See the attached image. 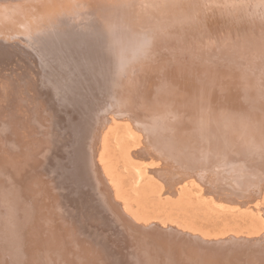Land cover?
<instances>
[{"label": "rangeland", "instance_id": "rangeland-1", "mask_svg": "<svg viewBox=\"0 0 264 264\" xmlns=\"http://www.w3.org/2000/svg\"><path fill=\"white\" fill-rule=\"evenodd\" d=\"M173 1L174 0H0V51L5 49V51L8 52H3L4 59L2 58V55L0 56L2 58H0V69H7H5V71L4 69L2 71L0 70V85L2 84V86H0V118H3L0 119V123H3V120L7 117V119L10 118L11 122L13 121L12 123L19 125V128H22L23 126L22 129L20 128V131L19 128H16V130H9L7 125L6 129L2 130V128H0V160L2 161L0 162V181H6V183L2 182L6 184L3 185L6 188L4 190L5 192L0 193L1 199L5 200V198L12 193L16 196L14 197L16 200L20 195H23V200L32 197L35 201L36 210L30 213L33 215L32 218L25 216L24 221L28 226V229L26 230H29V233H41L43 235L42 237L46 239L52 238L56 229V232L62 231L65 224H62V226L60 224L59 226L58 222L62 223V220H69V225L71 226L68 225L69 232L63 240L62 249L64 254L67 257H71L74 262L75 260L81 261V259H83L86 261V263L83 262L85 264H112L113 260H116V256H119L125 260L126 264H135L139 260H144L146 258L145 254L148 253L146 244H148V241L147 239H143L142 236L138 234V231H134L133 228L130 229V227H128L129 233H127V231H124L122 233L123 235H119L120 233H118V239L120 240H117L119 241L118 243L111 246L106 245L108 241L107 230L110 229L111 224L101 221L105 212L99 209V196L97 190L91 186L89 176L81 165L85 157L84 154H90L91 148L89 146L74 147L75 158L73 161L66 160V146H62L61 148H58L57 146L56 149L59 152H57L55 156L50 154L47 163H44L41 156L38 155L37 152L41 151L43 148L50 150L51 148L53 149L56 141L57 144H60L58 141L63 140L62 135H64V132L66 131V128H63L61 124H56V122H54L55 119H53L52 114L51 116H49V114L47 115V113L50 112L49 109H51V100L49 101V99H52L50 82L59 95L61 94L63 98H68L64 93L65 88H62L61 84V79L63 77L65 82L67 81L70 82V84H75L74 81L77 79L71 76L72 73L75 75L74 72L79 73L80 78H85V75L90 71V67H92L91 69L96 68V70L101 69L104 73H107V70H105L107 69L106 65H109L112 62V64L116 65V68H118L117 65L121 62V60H118V55L117 58L113 56L108 60V58L100 52L99 55L95 54L96 49H94V46L87 45L88 42L84 36H97L98 40L102 36L109 37L110 35L114 36L116 39L125 37V41L129 42L127 51H124L127 59L141 57L148 52H151L154 55L159 49H163L164 46L170 48L176 44V42L168 40L169 36L165 34L163 29L167 31L173 29L178 31L180 30L178 27H182L184 32H187L190 35L200 36L204 34L203 32L206 30V27H204L205 25H199V23H203V21H201L204 17L203 8L207 7L209 10H216L222 6V0H199V5H196V16L187 24L183 21L174 20L173 15L171 16V12L164 10V8L172 7ZM253 1L255 0H243L242 3L246 5V9L238 10L237 17L234 18L231 16L228 21L226 20L225 25H221L214 20L210 22H208V20L206 21L207 33L211 36L213 35L212 30L217 31V29H223L225 27H227L226 29L228 30L229 28L232 29V33L228 36H224L220 40L218 39L219 43H221L220 47L222 43H226V46H230L231 44H241L242 46H245L246 49L242 48V52L236 53L238 54L243 68L248 67V70L245 73L247 85L250 80L249 73L254 72L253 69L258 66L261 59H264V47L258 49L257 46L259 45L254 44L256 40L259 39L264 41V35L261 38L264 33V0H259V5L255 8L252 6ZM98 15L101 16V18H99ZM85 17L90 18L88 19ZM103 19L107 20L103 21ZM247 19H254V25H258L256 27L258 29L254 28V32H249L253 34L249 35V37L243 41L245 43H241L240 40H238V35L242 33L241 31L244 32L245 28L248 27L247 25H244L243 21H246ZM149 21L154 23L161 31L157 34L152 33V28L150 29L147 26ZM201 26L203 27L201 28ZM98 29H101L104 32L98 33ZM244 33L246 34V32ZM163 37L167 38L160 39ZM83 38L84 42L82 44L79 43L80 39ZM148 38H154L158 40V42L156 44L152 43V47L146 44L142 46L134 44L140 43L142 40ZM210 38L212 39V37ZM179 39L181 38L178 37V40ZM208 42L209 43L205 45V43L195 41L192 46L195 47L197 44L210 46L209 44L211 41ZM249 45L252 46L249 47ZM228 46L223 49L229 50L230 48ZM156 48L158 49L153 52L152 49ZM209 48H211L210 51L208 50L209 52H206L208 55H203L201 57L202 62H200L202 66L204 65V67L208 68L206 69L208 71L204 70L203 67L201 70L198 69L199 71L196 70L197 73H195L197 75L195 73H193V75L198 76L199 78L202 76H204L203 78L210 77L212 84L219 81L224 85L228 92L234 91L239 83L238 81L235 82L236 78L233 76V67H230L232 74L228 75L230 68L226 67V69L225 67H222V59L223 61H226L227 59L221 57V61L218 62V57L216 56V51L218 50L213 46H210ZM8 49L12 50L10 54ZM19 50L23 56L19 54ZM13 51L15 52L12 55ZM62 55L64 58L60 59ZM186 58H188V56H186ZM165 60L167 62V58ZM9 61L12 62V64ZM19 67L22 68L19 70ZM24 69H27L26 71H28V75ZM46 69H50V71H53L54 76H57L58 80L55 79L56 82L54 80H52L54 82L51 80L48 81L44 78L46 75ZM202 69L204 71H202ZM68 70L71 71L69 72ZM98 71L99 70H97V75L99 74ZM2 76L6 79V83ZM48 76L49 74H47L46 77ZM50 76L52 78L53 74ZM10 78L14 80L12 81ZM8 79L11 82H9ZM104 81L105 80L101 81L98 85L104 86L106 83L110 84V82ZM45 82L46 85H44ZM4 83L7 86H5ZM46 86H48V88ZM5 87H7V89ZM1 88H4L3 90L6 92L3 93ZM258 90V92L253 91L250 94L255 97L254 100L264 102L263 88H258ZM6 93L8 95L9 93L18 95L21 98L14 96H9V98L8 95L6 98ZM227 96L228 101L226 100V106L224 108L227 107L226 109L231 111L235 106L233 100H230L232 98H230L229 93ZM32 97L34 98L33 100L35 101V104H33L34 101L31 99ZM243 97L245 98L244 93ZM26 99H29V101ZM102 101L104 104L99 105V107L103 110L105 109V105L109 103L112 104L115 102L120 104L117 98H110L107 100L105 98L102 99ZM3 104L6 105L4 106ZM30 104H33L31 108H29ZM63 105L65 106L66 103ZM112 107L107 109L108 112L105 110L106 112L103 115V119L108 120L113 116L116 120L115 122H108L105 126V128H110L107 130L106 134L108 142L104 155L106 156L107 161H109L108 165L110 169L117 177L120 198L116 197L118 200H115L120 203L118 206L120 212L127 216V214L124 213V210L121 209V206H123L121 204L124 200L132 215V218L130 216L129 218L137 224L147 226L149 223L156 222L162 228L173 226L177 230H181L182 233L185 231L186 233H190V235L192 234L193 236L198 237L204 236L210 240L227 239L229 236L232 237V235L233 237L238 236L237 238L248 237L246 239H255L264 234V230H261V226L264 225L262 224V222L264 223V181L261 188L258 187L260 189L259 191L258 188L256 189L255 185L251 184L249 191H241L242 193L240 195L239 193H235L236 190L235 192L232 190L234 189L232 185L227 184L226 181L222 182V177H214V175H212L213 172L210 169L199 170V176L197 178L191 176L188 177L189 179L183 178L178 180L179 177H181L182 171H185L182 165L169 159L164 161H161L162 159L157 160L158 158H156L153 153V155L147 154L151 150L149 149L150 144H143L146 140H144L142 131L137 128L139 125L135 126V123L131 119L129 120L127 117H122L126 115L124 111H113L114 109H112ZM32 108L37 110L38 114L40 113L37 122L40 124L41 128L45 127V129L43 128V130L39 131L33 129V132L31 131V128L28 127V131H31L28 133V131H25L28 129L27 126L31 127L32 124L30 123L33 114ZM1 110L4 112L6 111V114L4 113L5 115H3V111ZM116 112L117 114H115ZM137 117H139L138 119L140 120L137 119L136 121L139 122L138 124L141 123L140 125H143L142 122L149 119L148 115H139ZM180 119H182L180 123L173 122L176 128L179 129H174V131H177L179 136H183L191 125L184 127L181 126L183 121L187 122L188 120L184 118ZM197 119L199 120L200 118L197 117L195 120ZM241 119L243 121L245 118ZM130 126L132 132L130 131ZM45 132H47V137H43ZM164 139L161 144H167L169 138L165 136ZM193 140L194 139L191 140L190 138L187 140V143H190ZM254 141L255 140H251L250 142L253 143ZM250 142L243 146L248 147L246 148V151L250 148L247 156L251 154L254 156L256 155L257 162L254 157L250 159L255 162L257 167H259L261 163L264 164V156L262 157V155H264V144L262 145L257 141L250 144ZM35 143L40 147L35 149ZM22 145L28 146L25 148V154L22 156L24 158V163H18L15 168L11 170L3 167L2 164L6 160H10L12 158L11 156L18 155L16 153L18 150L22 152ZM144 146L146 147L144 148ZM192 146L195 151L198 149V146L193 142ZM243 146L240 144L239 146L235 145L232 150H235L234 152H236V150H241ZM258 146L260 147L258 148ZM61 151H64L63 154L65 160L61 156ZM132 153L134 155H132ZM164 158L166 157L164 156ZM244 158L247 157L244 156ZM61 160H63L62 163ZM253 162L252 166L254 164ZM25 163H31V165L28 166V168L20 169L22 164ZM45 167L49 168H46L44 171L43 169ZM255 170L258 172V169ZM11 172L17 175V177L21 175L20 173L27 175L25 177V184L26 186H30L21 188V185L14 184L13 180L11 181ZM233 173L234 172H232L230 179L234 178H232ZM201 174L203 175L201 176ZM254 175H256L255 172ZM206 176L209 177L207 178ZM66 177L70 178L71 184L67 183ZM218 178L220 180H218ZM193 179H195L196 183ZM211 179L214 180L213 183ZM235 179L237 178L235 177ZM252 179V182L257 181L254 178H251V180ZM215 181H218V185ZM55 183L58 184L61 189L60 187L54 188ZM107 185L108 184H105L106 189H108L109 186ZM208 185H211L213 188H209L210 186L208 187ZM236 185L241 186V189L244 188L243 183H240V181H238ZM219 187L223 188L225 191L227 190V193ZM76 189H79V191L77 192ZM209 189L211 190L210 193ZM213 189H215L216 192ZM233 192L235 195L232 194ZM43 194L47 196H42ZM89 197H94L95 201L89 203L90 207L87 208L86 200ZM28 207L29 205L25 206L24 210H28ZM117 215L118 217H122L119 213ZM5 216L6 215L2 214V217H0V223L3 222L2 219H5ZM108 216L109 214H106V217ZM260 216L263 217V221ZM50 217L52 218L50 219ZM134 218H136V220L138 218V220L136 221ZM48 222H50L51 225H55L56 229L49 228ZM45 228L49 229L46 230ZM62 235L64 236L65 233ZM16 238L17 237H15L13 241H16ZM115 238L117 237L115 236L113 239L115 240ZM109 240L111 243L113 242L111 238ZM263 240L259 242L258 246H264ZM89 242L92 244L93 249L85 250L84 257L80 258L81 253L78 246L85 243L88 245ZM135 243H141L143 245V250H138ZM102 246H104L105 249ZM97 248H99L106 256H103ZM251 249L252 253L249 252ZM254 249L255 250H253V246L251 247V245L240 247L235 253L234 260H236L234 261V264H264V253L261 252V254H259L258 251H256L258 250L257 247ZM97 251L99 254L94 257L93 254H96ZM242 251L246 252V254ZM244 254L246 256L248 255V257H245V259L243 257V260L241 257L242 255L245 256ZM251 254H253V256ZM99 257H102L103 260H97ZM17 259L18 264L19 262L23 264L30 263L25 256L20 259V256L18 255ZM34 261L35 262H32V264H37L36 260ZM140 262L144 264V262Z\"/></svg>", "mask_w": 264, "mask_h": 264}, {"label": "bare ground", "instance_id": "bare-ground-1", "mask_svg": "<svg viewBox=\"0 0 264 264\" xmlns=\"http://www.w3.org/2000/svg\"><path fill=\"white\" fill-rule=\"evenodd\" d=\"M198 1L199 0H174L172 3L173 6L164 8V10L171 12V16L173 15L174 18L173 17L172 18L174 20L183 21L188 24L190 23V21H192L193 17L196 16L195 12L197 11L196 5H199ZM242 2L243 0H226V1L222 0V6L217 8L216 10L215 9L209 10L207 7H204L203 8L204 20L201 19L203 23H199V25L200 24H202L203 26L205 25L204 27H206V30L203 32L204 34L200 36L190 35L187 32H184L182 30V27H178L180 29L178 31L174 29H173L174 31L173 30L167 31L163 29L165 34L169 36L168 40H172L176 42V44L175 46H171L170 48L164 46L163 49H159L154 55L151 52H148L142 55L141 57H137V58L133 57L127 59L126 53L124 51H127L129 42L125 41L126 39L125 37L116 39L114 38V36L110 35L109 37L102 36L98 40L97 36H89V37L84 36L86 37L85 39L88 42L87 45L89 44L92 47L94 46V49H96L95 54L99 55L100 53H102L106 56V58H108V60L111 59V57L113 56L117 58L118 55L119 57L118 60H121V62H119V65H117L118 68H116V65H113L111 62L109 65H106L107 69L105 70H107V73H104L101 69H97L99 70L98 71L99 74L97 75L96 68L91 69L92 67H90L89 68L90 71L88 72V74L85 75L86 76L85 78L83 77L84 79L80 78L79 73L74 72L75 75L72 73L71 76L77 79L74 81L75 84H70V82L67 81L65 82L63 77L61 79L62 80L61 84H62V88L63 87L65 88L64 93L65 96H67L68 98H63L61 94L59 95L58 92L55 90V88L52 87L53 85L50 82L51 84L50 88H52L51 91L52 99L51 98L49 99V101L51 100L50 101L51 109H49L50 112H48L47 115L49 114V116H51L52 114L53 119H55L54 122H56V124H61L63 128H66V131L64 132V135H62L63 140L58 141L60 144H57L56 141L54 143L55 147L53 149L51 148L50 150L43 148L41 151H38L37 153L39 156H41L43 162L47 163V159L50 154L55 156L57 152H59L56 149L57 146L58 148H61L62 146H66L65 148V150L67 151L66 160L73 161L75 158L74 147L89 146L91 148L90 154L88 153L84 154L85 157L81 165L84 167L85 172H87V175L89 176V181L91 186L97 190V194L99 196V203H98L99 209L105 212L101 221L104 223L111 224L110 229L107 230L108 241L106 245L111 246L113 244L118 243L120 241L118 239L119 235H123L122 233L124 231H127V233H129L128 227H130V229L133 228L134 231H138L139 233L138 232L136 233L140 234L143 239L145 240L147 239L148 241V244L145 243L147 246L148 253L145 254L146 258L144 260H139L135 264H142L140 261L144 262V264H226V263L234 264V261L236 260V259L234 260L235 253L238 251L240 247H247L248 245H251V247L253 246V250H255L254 248L257 247L258 250L256 251H258L259 254H261V252L264 253V246H260V245L258 246L259 242L263 240L264 234L261 235V237L259 238L253 237L255 239H246L248 237L237 238L238 236L233 237L232 235L231 237L228 235L229 238L227 239L224 238V239L210 240L205 238L204 236L202 237L201 235H200L201 237L193 236L192 234L190 235V233H186L185 231H183L182 233L181 230H177L173 226H166V228L164 227L162 228L156 222L149 223V225L147 226L133 222V220L129 218V216L132 218V215L129 212V207L124 200L121 204L123 205L121 206V209L124 210V213H126L127 216L122 212H120V208L118 207L120 203H118V201L115 200V199L118 200V198H120V189L118 188L117 177L116 174L113 173L112 170L110 169L108 165L109 161H107V158L104 155L108 142V139L106 138V134H107V130L110 128V127L105 128V126L108 122L111 121L115 122L116 120L113 116L110 117V119L108 120L103 119V115L106 112L105 110H107L109 107H112L113 105L114 107V108L112 107V109H114L113 111H117V112L124 111L126 115L122 117H127L129 120L131 119L135 123L134 124L135 126L139 125L137 126V128H139L142 131L144 140H146L145 142H143V144L144 143L150 144L149 149L151 150L147 154L150 155L154 154L156 158H158L157 160L162 159L161 161H164L169 159L171 161H174L182 165L185 171H182L181 177H179L178 180L183 178H188L191 176L197 178L199 176V170L201 171V169L202 170L210 169L213 172V174L212 173L211 174L214 175V177L217 176L222 177L221 181L222 180H223L222 182L226 181L227 184L232 185L234 188L232 190H234V192L236 190L235 193H239L240 195L242 193L241 191L244 190L249 191L251 184L255 185L256 189L258 187L261 188L264 181V164L260 162L261 165L257 167L255 162L251 160L253 157L256 160L255 157L256 155L254 156L252 154L251 155L248 154L249 156H247V153L249 152L250 148L247 149L246 151V148L248 147H244L243 145L249 143L251 140L260 142L262 145L264 144V102L260 100H254L255 97H253L250 94L253 91L258 92L259 91L258 88L261 87L263 88L262 91L264 93V59H261L260 62L258 63L259 67L257 66L255 69H253L254 72L249 73L250 80L248 81L249 83L248 86L245 79V75H246L245 73L247 72L248 67L243 68L239 60L238 54L236 53V52L238 53L242 52L245 46H242L241 44H231L230 46L227 45L230 48L228 50V49H223L226 48L227 46L225 45L226 43L224 44L222 43L220 47L221 43H219V40L222 37L228 36L230 33H232L231 32L232 29L229 28L228 30L226 29L227 27H225L223 29L221 28L217 29V31L212 30L213 33L212 36L207 33V22H206L207 20L208 22L214 20L216 22H219L221 25H225L226 20L228 21L231 16H233L234 18L237 17L236 15L238 10L246 9V5H244ZM258 5H259V0L253 1L252 6L254 8ZM98 17L101 18V16L99 15ZM104 20L107 19H103V21ZM243 21H244V25L245 26L247 25L248 27H246L244 30L246 34L243 31H241L242 33L238 35V40H240L241 43L244 40H246V38H248L249 35L253 34L249 32H254V28L258 26V25L256 26L254 25L255 23L254 19H247L246 21L245 20ZM147 26L150 29L152 28L151 29L153 30L152 33L157 34L159 31H161L159 30V28L156 27L154 23L150 21L148 22ZM203 26H201V28ZM100 32H104V31L98 29V33ZM263 35L264 33L262 34L261 38L263 37ZM178 37H180L181 39L178 40ZM210 37H212V39ZM164 38L167 37H163L160 39H164ZM259 40L263 41L262 39ZM259 40H256L254 44L259 45L257 46L258 49H262L264 47V41L261 42ZM195 41H199L200 43H205V45L209 43L208 41H211L209 45L213 46L215 49L218 50L216 51L217 53L216 56L218 57L216 58L218 59V62L221 61V57L227 59L226 61L224 60L225 63L222 59V64H223L222 67L223 68L224 67L230 68L231 66L233 67L234 69L233 76L236 78L235 82L238 81L239 83L237 85L238 87L234 91L228 92L227 89L224 87V85L219 81L215 84L214 83L212 84V82L210 81V77L205 76L207 78H203L204 76H202L199 78L198 76L193 75V73H195L196 70L198 69L201 70V68L204 67V65L202 66L200 63L202 62L201 57L205 54L208 55V53L206 52L208 50L210 51L211 49L209 48L210 46H205L204 44H200V45L197 44L195 45V47L192 46V44L195 43ZM83 42H84V38L80 39L79 43L82 44ZM157 42L158 40L154 38H148L142 40V42L140 43H134V44L136 45L138 44L140 46L146 44L152 47L153 45L152 43L156 44ZM251 46L252 45H249V47ZM157 49L158 48L152 49V51L154 52ZM4 51L5 49L3 51H0V56L2 55L3 59H4L3 57ZM8 51L10 54L12 50L8 49ZM6 52L7 51H5V53ZM14 52L15 51H13L12 55L14 54ZM19 54H21V52ZM186 56H188V58H186ZM62 58H64L63 55L61 56L60 59ZM166 58H167V62L165 60ZM10 63L12 64V62ZM20 68L22 67H19V70ZM231 68L230 71L228 70L229 71L228 75L232 74ZM3 69L5 71L6 68ZM206 69L208 68L204 67V70ZM204 70L202 69V71ZM68 71L70 72L71 70ZM45 73H46L45 77L44 76L42 77H44L46 80L48 81L50 80L55 81V79L58 80L57 76H54L53 71H50V69L48 70L46 69ZM26 74L28 75V71H26ZM47 74H49L48 77H46ZM51 74H53L52 78L50 76ZM4 80L6 83L7 81L5 78ZM10 80L13 81L14 79L10 78ZM10 80L8 79L9 82H11ZM103 80H105L104 82L106 81L110 82V84L106 83L104 86L98 85ZM44 85H46V82ZM0 86H2V84ZM5 86L7 85L5 84ZM48 86L46 87L48 88ZM5 88L7 89V87ZM3 89L1 88V91L3 93L6 92ZM228 93L230 98H232L230 100L231 101L233 100L235 106L231 111H228V109H226L227 107L224 108L226 106L225 105L226 100L228 101V96H227ZM243 93L245 98L243 97ZM7 95L8 94L6 93L5 95L6 98ZM9 96L20 97L18 95H14L10 93L8 97ZM33 97L31 98L32 100L34 99ZM105 98L106 100L110 98H114V99L117 98L120 104H117L115 102H113L112 104L109 103L105 105V109L103 110L102 108L99 107V105L104 104L102 99ZM26 100L29 101V99ZM64 103H66L65 106L63 105ZM33 104H35V101ZM32 105L30 104L29 108H31ZM34 109L32 114V120L30 122L32 123L31 127L27 126V128L28 127L31 128V131L33 132H34L33 129H36L37 131L43 130V128L45 129V127L41 128L40 124L37 122V119L39 117L38 115L40 113L38 114L37 110ZM5 112L3 111L2 114L5 115L6 114ZM117 112L115 114H117ZM139 115L140 116L148 115L149 119L144 122L141 121L143 125H140L141 123L138 124L139 122L136 121L139 118L137 117ZM197 117H199L200 119L195 120ZM180 118H184L188 120L187 122L183 121L181 126L184 127L191 125V127H189L186 130V134H183V136H179V133L177 131H174V129H178V128H176L173 122L180 123L182 121V119ZM241 118H245V119L242 121ZM3 121H4L3 123H0V128H2V130L6 129V125L9 130L10 129L16 130V128L17 129L19 128V125L12 123L13 121L11 122L10 118L7 119V117H5V120ZM29 128L26 131L24 129V131L27 132ZM131 129L132 128L130 126V131ZM31 131H28V133H30ZM44 136L47 137V132L44 133L43 137ZM165 136L169 138L167 144L165 143L161 144ZM190 138L191 140L194 139L192 142L196 146H198V149L196 151L192 146V142L187 143V140H189ZM255 141L253 143H255ZM253 143L250 142V144ZM239 144L243 146L242 149L236 150V152H234L235 150L234 151L232 150L233 146L235 145L239 146ZM22 146H23L21 148L22 152L19 150L18 152H16L19 156L18 155L11 156L12 158L10 160H6L2 164L3 167L7 168L8 170H11L14 169L18 163H24L23 162L24 158L22 156L25 154L24 150L28 146L25 145ZM146 146H144V148ZM39 147L40 146H38L37 143H35L34 148L37 149ZM259 147L260 146H258V148ZM63 153L64 151H61V156L65 160V156ZM134 154L132 153V155ZM164 156L167 159L164 158ZM244 156H246L247 158H244ZM263 156L264 155H262V157ZM249 160L254 163L253 166H252V162H250ZM0 162L2 161L0 160ZM62 162L63 160H61V163ZM30 165L31 163L22 164L20 169L28 168V166ZM253 167L254 168L256 167L255 169H258V172ZM46 168L49 167H45L43 170L45 171ZM231 171L234 172L232 176V178L234 177L233 179H230L232 174ZM254 172L256 175H254ZM11 174H12L11 176L12 179L11 178L10 179L11 181L13 180L14 184L21 185L22 186L21 188H26L30 186V185L26 186L25 184V177L27 175L20 173L21 175L17 177V175L13 174V172H11ZM202 175L203 174H201V176ZM206 177L208 178L209 176ZM235 177L237 179H235ZM251 178H254L257 181L252 182L253 179L251 180ZM66 179H67V183L71 184L70 178L66 177ZM193 180L195 181V179ZM218 180L220 179L218 178ZM213 181L214 180H212V183ZM238 181H240V183H243L244 185L243 189H241V186L236 185ZM2 182L6 183V181H0V193L5 192L4 190L6 188L3 186L6 184ZM217 182L215 181V183ZM105 184L109 185L107 186L108 189L110 190L106 189ZM226 186L231 188L228 185ZM57 187L59 188L60 186H58V184L55 183L54 188ZM208 187L213 188L211 185H208ZM219 188L221 190H224L221 187ZM76 190L77 192L79 191V189ZM213 190L215 191V189ZM259 190L260 189L258 188V191ZM226 191L224 190L225 193H227ZM210 192L211 190L209 191V193ZM234 192L232 194L235 195ZM18 195H19V191H18ZM42 196H47V195L43 194ZM14 197L16 196H14V193H12L10 194V196L5 198V200L4 199L2 200L0 194V217H2V214L6 215L5 219H2L3 222L0 223V264H18L17 262L18 255L20 256V259L24 258V256L27 257L28 261L30 262L29 264L35 262L34 260H36L37 264H85L86 263V261L83 259H81V261L75 260L74 262L71 257L69 256L67 257L63 252L62 244L64 242L63 240L66 237V234L69 232L68 231L69 229L68 225L70 223L69 220H62L63 221L62 223L58 222L59 226L60 224L61 226L62 224H65V226L62 229V231H57V232H56L57 230L56 226L51 225L50 222H48L49 228L56 229L52 238H47V239L43 238L42 237L43 235L38 232L29 233V230H26L28 229V226L27 223L24 221V218L25 216L32 218L33 215L30 213L36 210L35 201L32 199V197L29 199L25 198V200H23V195L22 196L20 195L17 200L14 199ZM86 201L88 202V203L86 202L87 204L86 206L87 208H89L90 207L89 203H92V201L95 200L94 197L93 198L89 197L87 198ZM27 205H29L28 210H24L25 209L24 207ZM118 213L121 214L122 217L120 216L118 217L117 215ZM106 214H109V216L106 217ZM51 218L52 217H50V219ZM262 218L263 217H261V219ZM134 219L136 220V218ZM262 224L264 223L262 222ZM261 227H262L261 230H264V225ZM49 228H45V229L47 230ZM64 233L65 235L63 236L62 234ZM118 233L120 234L118 235ZM115 236L117 237L115 238L116 241L113 239ZM15 237H17L16 241H13ZM108 238L109 239L111 238L113 242L111 243ZM86 243L80 244V246H78L79 251L82 255V256L80 255V258L84 257L85 250L93 249L92 244L90 242L88 245ZM135 244L138 250H143V245L141 243H135ZM102 247L104 248V246ZM99 248L97 249L100 251V253L103 256H106L101 252ZM251 251L252 249L249 252ZM244 253L246 254V252ZM97 254H99L98 251L96 252V254H93L94 257ZM251 255L253 256V254ZM116 257H117L116 260H113L112 264H126L125 260L122 259V257L119 256ZM243 257L245 259V257H248V255L247 256L242 255L241 258L243 259ZM99 259H101V261L103 260L102 257H99L97 260ZM19 264H23V263L19 262Z\"/></svg>", "mask_w": 264, "mask_h": 264}, {"label": "water", "instance_id": "water-1", "mask_svg": "<svg viewBox=\"0 0 264 264\" xmlns=\"http://www.w3.org/2000/svg\"><path fill=\"white\" fill-rule=\"evenodd\" d=\"M97 215V214H96ZM140 230V229H139ZM141 233H144V232H141Z\"/></svg>", "mask_w": 264, "mask_h": 264}]
</instances>
